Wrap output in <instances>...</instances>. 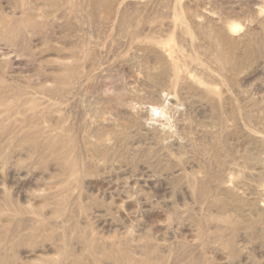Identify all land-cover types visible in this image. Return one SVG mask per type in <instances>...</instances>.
<instances>
[{
	"label": "rangeland",
	"instance_id": "rangeland-1",
	"mask_svg": "<svg viewBox=\"0 0 264 264\" xmlns=\"http://www.w3.org/2000/svg\"><path fill=\"white\" fill-rule=\"evenodd\" d=\"M0 264H264V0H0Z\"/></svg>",
	"mask_w": 264,
	"mask_h": 264
},
{
	"label": "bare ground",
	"instance_id": "bare-ground-1",
	"mask_svg": "<svg viewBox=\"0 0 264 264\" xmlns=\"http://www.w3.org/2000/svg\"><path fill=\"white\" fill-rule=\"evenodd\" d=\"M23 104V103H22Z\"/></svg>",
	"mask_w": 264,
	"mask_h": 264
}]
</instances>
